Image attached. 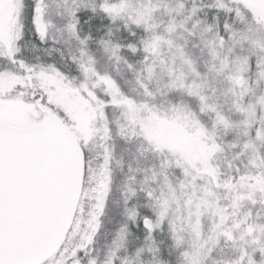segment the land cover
Returning a JSON list of instances; mask_svg holds the SVG:
<instances>
[{"label":"snow or ice","instance_id":"6c2138e0","mask_svg":"<svg viewBox=\"0 0 264 264\" xmlns=\"http://www.w3.org/2000/svg\"><path fill=\"white\" fill-rule=\"evenodd\" d=\"M0 264H264V0H0Z\"/></svg>","mask_w":264,"mask_h":264}]
</instances>
